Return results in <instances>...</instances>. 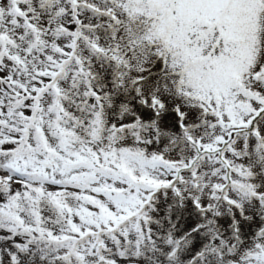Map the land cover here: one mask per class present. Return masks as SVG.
<instances>
[{
	"label": "snow or ice",
	"instance_id": "obj_1",
	"mask_svg": "<svg viewBox=\"0 0 264 264\" xmlns=\"http://www.w3.org/2000/svg\"><path fill=\"white\" fill-rule=\"evenodd\" d=\"M0 264H264V0H0Z\"/></svg>",
	"mask_w": 264,
	"mask_h": 264
}]
</instances>
